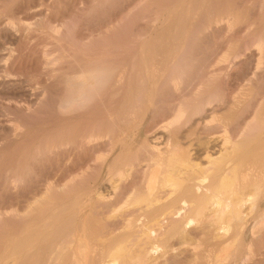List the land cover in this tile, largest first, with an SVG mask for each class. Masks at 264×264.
Segmentation results:
<instances>
[{
  "label": "bare ground",
  "instance_id": "1",
  "mask_svg": "<svg viewBox=\"0 0 264 264\" xmlns=\"http://www.w3.org/2000/svg\"><path fill=\"white\" fill-rule=\"evenodd\" d=\"M182 11L184 13V10ZM180 13L181 11L179 15ZM185 17L186 20L189 18ZM171 24H168L169 28ZM23 28L31 36L33 26L28 23ZM2 29L5 43L0 46V102L7 105L8 116H10L13 113L12 108L16 106H13L15 99L12 95L14 94L11 95L10 89H7V83L22 77L21 67H17L16 64V59L22 53L13 46L18 39V33L13 31L11 24L3 25ZM52 29V31L56 30L53 27ZM185 32H187L186 29ZM49 36L51 38L50 34ZM159 38L157 42H160ZM53 39L55 41L52 42L58 41L57 37ZM150 39L141 43V52L138 56H141L139 57L142 65L138 67L139 70L137 68L131 70L136 72L133 76H129V82L126 81L128 82L126 98H123L124 101L117 106L118 111L114 114L111 113L112 109L107 108L108 124L106 119L104 120V117H100L99 114L100 118L93 123L95 119L92 120L91 115L94 108L92 104L88 105L92 96L97 97L99 104L94 107L104 111L105 88L103 83L106 79L104 80L105 66L101 65L103 61L100 62L101 66L95 65L96 63L92 61H74L71 60V52L70 55L62 51L59 53L58 48L57 51L46 42L35 43V46L27 50L35 56L31 64L28 62L34 71L35 88L25 87L24 91L32 94L33 101L39 100L49 85L44 83L42 74L54 78L59 75L61 79L59 82H63L64 87L61 85L60 95L57 100L55 99L56 101L53 100L55 102L51 104V111L67 112L68 118L66 119L68 120H78V118L81 119L80 117L88 120L86 119L87 121L82 124L79 120L80 125L74 124L65 132L62 131L63 133L58 134L57 132L55 136H49L50 138L45 139L38 148L37 156L33 159L29 170L35 174L34 179L45 180L44 186L41 184V188L44 187V189L42 192H35L33 194L35 200H30L31 203L27 204L24 215L20 213L24 222L21 219V224H23L18 226L19 229L14 225L13 228L17 230H11L13 233L7 239V246H5L6 243L2 244L4 248L1 250L6 252V255L4 260L0 257V264H170L180 255L185 254L188 246L192 245L189 243V237L197 231H202L201 233L206 235L207 240L215 241L219 245L229 242L230 247L244 243V237L250 232L251 236H254L264 231V207L262 208L264 175L258 173L252 179L247 165L249 133L253 127L264 128V122H255L250 118L251 121L245 119L246 122L242 121L244 123L240 120L239 126L236 124L237 127L232 124L235 126L232 128L229 121L231 115L223 116L225 118H221L220 115L221 117L218 118L223 105L220 107L219 103H216L213 99L216 92L214 94L211 92V85L215 82L214 79L218 78L219 72L230 69L233 62L232 54L226 53L218 57L217 63L211 64L210 62L206 67L207 60L204 54L203 56L195 55L194 58L191 53H187L181 58L166 53L160 57L155 52L160 45L157 46L156 38H154L155 41ZM57 44L60 43L57 42ZM258 45L261 46L259 43ZM262 48L261 50L264 49ZM259 58L262 62L264 55L261 53ZM194 60L201 65L200 71L190 72L188 77L182 80L181 76L184 72L182 73L176 66L178 67L182 61L184 62L182 64L188 65ZM98 61H100L99 57ZM135 65L133 68L136 67ZM168 66H172V69L168 70ZM161 82L162 84L164 82L162 93L158 94ZM124 83L125 74L121 71L112 79L108 91L115 95ZM253 89L256 90L255 87ZM253 89L251 85V88L245 91L240 89L243 92L238 91L240 93L237 96L227 95V106L239 107L245 100L253 99L249 98L254 96ZM251 90H253L252 93ZM259 99L264 100L263 97ZM257 115L252 118L256 119ZM4 117L0 115V120H4ZM236 128L239 130V135H237ZM94 168L104 169V178L101 179L97 192H94V197L89 191L91 192L89 199L84 201V194H82L84 200L75 196L77 188L74 186H77L82 178L88 176L87 173ZM18 172L19 170L17 174ZM29 182L30 180L27 183ZM37 183L40 184V182ZM73 187L76 188L74 195L70 191ZM248 187L252 189L249 188L250 191H247ZM39 193L40 196H38ZM71 194L76 197L72 200L73 206H67L66 203L65 206L62 205L72 196ZM95 209H99L101 214L104 212L106 216L105 226L108 228L107 230L105 228V233H103L104 229H101L103 232L99 230L104 234V238L95 235L96 226L94 224L97 221L94 216L97 212ZM103 217H101L102 223H104ZM3 224L0 226H4ZM6 225L10 227L9 223ZM4 232L9 233V231ZM3 237L1 236L2 240ZM223 253L216 255L213 262L209 263H238L236 258L229 257V252ZM194 257L190 256L192 259ZM192 259H189L190 262ZM194 264L197 263L194 262Z\"/></svg>",
  "mask_w": 264,
  "mask_h": 264
},
{
  "label": "rangeland",
  "instance_id": "2",
  "mask_svg": "<svg viewBox=\"0 0 264 264\" xmlns=\"http://www.w3.org/2000/svg\"><path fill=\"white\" fill-rule=\"evenodd\" d=\"M193 1H195V3ZM184 6L186 7L184 8ZM192 8H194L195 10L193 11ZM182 10H184V13H182L183 12ZM180 11L181 13L179 15ZM185 16L189 18H187L186 20ZM175 17H179L177 18L179 19L178 22ZM181 20H183L184 22ZM174 22L177 24H175ZM7 23H10L13 31L18 33V39L13 46L17 48L18 52H21L23 55V56L21 55L20 57H18V59H16V64L17 67L18 66L21 67V70L23 72L22 77L25 76V78L21 77L20 78L21 80L19 79L11 83H7L8 84L7 89L8 90L10 89L9 91L11 95L14 94L12 96L13 99H15L14 103L16 105L14 104L13 106L17 107V108L14 107L16 109L12 108L13 113L10 114L11 117L8 116L9 110H7L8 109L7 105L0 102L1 103L0 115H2V117L5 116L4 120L3 119L0 120V221H1L0 225H2L3 224L2 222H5L8 219L3 224L4 226L2 227L0 226V232L2 231V233H0V239H1L0 242L2 241L0 243V252L3 253V254L0 253L1 254L0 257L3 260L5 259L4 256L6 255V252L1 250V248L2 249L4 248L5 243H6L5 246H7V239L9 235H11L13 231L19 229V227L23 224V223L21 224V219H22L21 216L24 215L23 212L24 213L26 212L24 210H27L26 207L31 203V201L35 200L34 198L35 195L33 194L39 191L42 192L43 191L42 189H44V187L43 188L41 187L42 185L44 186L45 180L41 179L42 181L41 180L39 181V179L38 180L34 179L35 174L32 172V170H29V168H31V165L34 161L33 159H35V157L37 156L36 154L39 151L38 148L40 147V145H42V142H44L45 139L50 138L51 136L52 137L55 136L57 132L58 134H60L62 131L65 132L67 128L69 129L70 127H73L74 124L77 126L79 120H80L79 121L80 124L88 120L85 117L83 118L80 117L81 119L78 118V120L77 119L68 120L66 119L68 118L66 114L67 112L64 111L65 112L64 113L59 111L54 112L53 110L51 111L52 108L51 104L58 99L60 95L59 92H61V88H62L61 85L64 84L63 82L62 83L59 82L61 81L59 75H57L56 78H54L51 77L50 75L48 76L47 74L45 75L42 74V79L44 83L46 82L45 83L46 85L49 84L47 85L46 92L43 93V96L41 98L42 100L39 99L33 101V99L31 98L32 94L30 92L24 91L26 88H30V89L35 88L34 86L35 75L33 69L30 68V64L35 60V56L33 55L32 52L27 51L29 50V47L35 46L39 42L40 43L46 42L47 44L50 43L49 45L50 47H53V49H56L57 51L59 49L60 50L59 53L67 52V54H69L71 52L70 53L71 55L69 54L70 57L72 58V59L70 58L71 60L92 61L94 64L96 63L95 65H99V66L102 65V67L105 66L104 68L106 70L104 69V80L106 79L107 82L105 80V82L103 83L104 84L103 86L105 88L104 111H101L99 108L94 107V106H98L99 98L92 96L90 101H88L89 102L88 105L92 104L94 108L91 115L92 116L91 119L92 120L95 119L93 120V123H95V121H97L101 116L104 117V120L106 119L105 121L107 123L108 122L107 118L109 116L108 110L112 109L111 113L114 114H116V111H118L116 110L117 106L120 105L122 101H124L123 98H126V93H127L126 91L128 89L127 87L130 79L129 76L130 75L133 76V74L136 72L131 70L134 69L136 70V68L137 70H139L140 68L139 66L142 65L140 59L141 56L139 55L140 56L139 57L138 54L141 52V46H142L141 43L146 39L148 40L151 38L150 40L155 41L154 38H156L155 42H157L158 41L157 38H159L158 36L162 34L161 35L162 38L161 36H160L161 39L159 38L160 42L162 41L161 44L160 42H157V46L160 45V47L158 46L157 49L155 50V52H157L156 53L157 55L161 57L163 55H166L167 53V54H171L173 57L179 56L182 58L184 54L191 53L192 57L195 58V55L203 56L204 54V57L208 61V62L206 61V67L210 64V62L211 64H214L213 62L217 63L218 57L220 58L222 57V55L226 53L230 55L232 54L231 57L233 58V62L230 65L231 66L230 69L229 68L228 70L225 69L224 71H222L223 73L220 71L219 74L217 75L219 79L216 78V76H215L216 79H214L216 84H214L215 82L212 81L214 83H212L211 85L212 86L211 92L213 94L214 92H216V94H214L213 99L216 101L217 104L219 103L220 107L223 105L221 107L222 109H220L219 107L220 113L218 114V118H220L221 116H222L221 118H225L231 115L229 117L230 118L229 121L232 128H234L236 124L239 126L238 123L240 120H241L240 122L251 121V119L252 121L255 120V122H260V121L264 122V116H263L264 100L262 99V97L264 98V87H263L264 60L262 62L259 60L260 59L259 57H261V53L264 55V49H263L264 36L261 37L262 35H264V0H0V34H1L0 46L5 43V40L2 36V32H3L2 28L3 25ZM28 23L33 26V31H32L33 33L31 34V36L33 35V37L29 36V34L23 28L24 25ZM178 23L181 25H179ZM168 24H171L170 28ZM52 27L57 31L56 30L52 31L53 30ZM185 29L187 30V32H185ZM49 34L51 35V38ZM177 35L180 36L178 37ZM55 36L58 39L57 42H59L60 44H57V42H52L55 41V39H53V37L56 38ZM258 43L261 46H263V48L259 46ZM168 44L169 46H167ZM175 46H177V48ZM64 47L66 48L64 49ZM261 48L263 50H261ZM78 57H80V59ZM98 57L100 61H98ZM107 61H109L110 63ZM132 61H134L133 62L134 64L132 63ZM235 61L237 62L235 63ZM100 62L102 63L101 65ZM182 63L184 62L182 61L181 64L180 63L178 64V67L176 66V68H179V70H181L182 73L184 72L181 76L182 80H185L190 74V72L196 73L199 72L201 69V65H199V63L195 60L194 62L188 65ZM134 65L136 66L135 68H133ZM125 68H127V70ZM170 68L172 69V66H168V70ZM105 71L107 72L105 73ZM121 71H123L125 74V83L121 88V90L118 92L119 94L117 93L115 94L116 95L115 96L108 91V87L112 79L115 77V75L119 74ZM108 78H110V80H108ZM163 84L162 82L159 83L158 94L162 93ZM251 85H252V89L254 87L256 88V90L253 89L256 95L253 92L254 96L249 97L250 99L251 98L253 99L251 100L247 99L248 101L245 100L244 103L239 105L240 108L236 106H232V107L227 106L228 101L226 100H228L227 98L229 95H231V97L237 96V94L243 92L240 89L245 91L247 89H250ZM218 89L220 90L218 91ZM253 90H251V93ZM261 90L263 91V94ZM123 92H125V94H123ZM120 94H122L123 96ZM259 94L262 97L259 96ZM259 98H261L262 100H260ZM258 99L259 101H257ZM29 101H31V103ZM237 108H239L238 111ZM254 112L256 114H254ZM98 114L100 115V117ZM254 115H257L255 116L256 119H253ZM259 118H262L263 120ZM13 122L15 125L13 124ZM213 122L216 123V121ZM16 124H18L19 126ZM232 124H235V126ZM14 127L19 129L17 130ZM238 131L239 130L237 129L236 132ZM249 134H250L248 140L249 145L247 149V152L248 151L249 152L247 153L248 154L247 165L249 168L248 172L252 174V179H254L255 174L260 173L261 175H264V128L253 127L252 131ZM237 135H239V132L237 133ZM28 164H30V166H27ZM18 170L19 172L17 174ZM90 171L87 173L88 176H84L83 177L84 179L82 178V180L77 184V186H74L77 188V192H79L80 190L79 193L77 192L75 193L76 188L74 187H73L74 189L71 188L70 190L72 191L71 192L72 194L75 193V196L79 197L82 200L85 199L84 201L89 199V194H91V192L94 197L95 194L94 192L95 191L97 192L98 190L97 188L100 187V181L101 179L104 178V169L94 168ZM91 173L93 175H91ZM28 178L33 179V181L29 179L30 184L27 183L29 181ZM37 182H40V184ZM80 183L82 184L80 185ZM38 184L39 185L42 184V185L39 186ZM250 187L252 186L250 185ZM250 187L247 188V191H250V189H252ZM35 188L38 191H36ZM89 191L91 192L89 193ZM82 194H84L86 198ZM40 195L41 194L39 193L38 196ZM73 195L69 197L70 199L68 198L67 201L63 202L62 205L66 203L65 205L67 206L70 207L73 206L74 202L72 200H75L76 198L75 196L74 198ZM68 203L70 205H68ZM87 204H89V202ZM263 207H264V203L262 204V208ZM21 209L23 210L19 212L18 210ZM12 210L14 211V214ZM98 210L95 209V212L96 211L97 212L96 214L94 213V216L96 217L95 219L97 221L99 218V221L101 222L98 221L97 224L96 223L97 221H95L94 225L98 229L94 228L95 226L93 228L95 229V233H96L95 235L97 237L100 236L104 238L103 233H105L108 228L107 226H105L106 216L104 215L103 211H102L103 213L101 214V211ZM20 213H22V215H20ZM9 214L11 215L9 216ZM17 214L20 218L17 216ZM14 215H16V217ZM97 215H99V217ZM102 216L105 217V218L103 217L104 223H102L101 220ZM22 222H24L23 219ZM6 223L7 224L9 223L10 227H7ZM255 223L253 225H255ZM14 225L17 229L15 227L13 228ZM12 229L14 230L11 232ZM101 229H104L105 231L103 232ZM99 230L103 233L99 232ZM4 231L6 232L9 231L10 234L5 233ZM201 232L202 231H197L191 235L194 237L191 236L189 237L190 241L189 240L188 241L189 243L192 244L191 246H188L189 248L187 250L189 251L186 250L184 255L183 254L180 255L178 258L172 261L173 263L170 262V264L171 263L194 264V262L197 264H211L209 262H213V259L216 257V255H221L223 252L226 254L229 252L228 253L230 255L229 257L231 258L233 257L236 258V260H238L237 264H264V231L259 233V235H257L258 233H256L254 236H251L252 234L250 232L247 234V236L244 237L245 239L244 243L237 244L234 246L231 245V247L228 246L229 242L219 245L215 243V241L212 240L209 241L207 240L206 235L205 234L203 235V233ZM3 235L6 238H4ZM1 236L3 237V240ZM248 242L249 243L251 242V244L249 245ZM200 246L202 247L201 249L199 248ZM227 248H230L228 249L230 251H228ZM246 249H248L249 251ZM188 253L189 254L191 253L190 254L191 257H194L195 254V257L193 258L195 261L192 258H190ZM188 258L190 260L192 259V261L190 262Z\"/></svg>",
  "mask_w": 264,
  "mask_h": 264
}]
</instances>
